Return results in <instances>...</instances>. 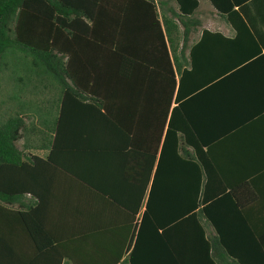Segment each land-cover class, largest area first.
<instances>
[{
    "label": "trees",
    "instance_id": "trees-1",
    "mask_svg": "<svg viewBox=\"0 0 264 264\" xmlns=\"http://www.w3.org/2000/svg\"><path fill=\"white\" fill-rule=\"evenodd\" d=\"M176 1L177 11L157 0H0V90L6 78L24 86L37 75L44 88L59 86L61 114L67 99L76 98L96 104L128 130L138 122L139 128L162 132L176 103L166 133L173 137L172 148L168 155L165 140L134 242L121 264H264V181L221 182L196 143L186 102L211 79L205 70L215 39H228L204 30L199 42L189 44L200 23L193 18L200 3ZM211 2L240 31L242 18L234 5L241 0ZM2 118L0 228L36 225L34 210L8 208L20 195L17 142L23 120L6 125ZM6 175L12 183L4 181ZM204 218L215 235L206 230ZM3 253L0 248V264H7Z\"/></svg>",
    "mask_w": 264,
    "mask_h": 264
},
{
    "label": "crops",
    "instance_id": "crops-1",
    "mask_svg": "<svg viewBox=\"0 0 264 264\" xmlns=\"http://www.w3.org/2000/svg\"><path fill=\"white\" fill-rule=\"evenodd\" d=\"M208 1L202 6L199 0L193 18L200 23L189 44L199 42L204 30L221 32L228 40L215 39L212 64L205 70L211 72V79L187 97L196 143L222 183H261L264 0L235 3L242 18L240 31ZM22 85L9 77L0 90L3 122L23 120L17 142L22 152L20 195L8 208L30 214L34 210L38 224L0 228L4 261L121 264L134 242L133 230L145 210L165 140L168 155L172 148L173 137L166 133L176 103L170 105L162 132L139 128L138 122L128 130L118 128L116 120L96 104L76 98L67 99L61 114L56 83L44 88L40 77L33 75L28 85ZM167 161L170 165V157ZM4 177L12 183L8 175ZM203 224L215 235L205 218Z\"/></svg>",
    "mask_w": 264,
    "mask_h": 264
},
{
    "label": "rangeland",
    "instance_id": "rangeland-1",
    "mask_svg": "<svg viewBox=\"0 0 264 264\" xmlns=\"http://www.w3.org/2000/svg\"><path fill=\"white\" fill-rule=\"evenodd\" d=\"M157 1L161 6H164L166 10L177 11L178 9L176 0H157ZM200 1L202 6H205V4L209 3L208 0H200Z\"/></svg>",
    "mask_w": 264,
    "mask_h": 264
},
{
    "label": "built area",
    "instance_id": "built-area-1",
    "mask_svg": "<svg viewBox=\"0 0 264 264\" xmlns=\"http://www.w3.org/2000/svg\"><path fill=\"white\" fill-rule=\"evenodd\" d=\"M141 220V216L139 217V221Z\"/></svg>",
    "mask_w": 264,
    "mask_h": 264
}]
</instances>
